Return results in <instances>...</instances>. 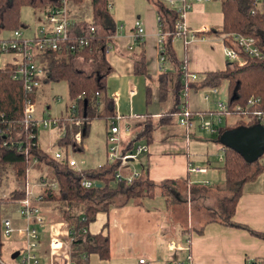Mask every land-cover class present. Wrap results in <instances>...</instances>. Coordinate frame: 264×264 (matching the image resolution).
Here are the masks:
<instances>
[{
	"label": "crops",
	"instance_id": "obj_1",
	"mask_svg": "<svg viewBox=\"0 0 264 264\" xmlns=\"http://www.w3.org/2000/svg\"><path fill=\"white\" fill-rule=\"evenodd\" d=\"M186 1L190 5V9L185 14L183 21L187 31L194 36L187 44L182 38L174 37L173 33L168 30L167 17H161V13L158 12L159 0H106V12L109 22L105 25L112 29V33L108 36L107 44L100 50L95 59L83 60L82 58L74 57L72 63L78 71H83L87 74L93 73L97 77L105 76V83L109 77L126 78L129 86L126 92L127 98L132 101L133 92L129 96L128 91L132 89L130 86L134 84L133 64L137 59V55L143 52L146 74L150 77L149 79L143 77L146 81L143 90V102L147 111L143 115L126 116L121 111L115 110V102L121 100L120 92L115 90L109 98L113 103L115 115L119 114L120 116H118L121 117L119 123V151L121 153H126V145L140 131L144 116H147L153 122V140L151 144L146 145L148 152L144 156L137 158L135 161H130L129 165H127L129 168L125 169V166L120 171L123 175H127L131 169L138 170L140 176H145L153 187H158L167 181H185L187 192L189 191L191 195V189L198 190L200 186L203 188L215 186L216 190H223L224 175L221 167L226 149L220 143L219 145L216 144V135L223 122L227 125L225 130H230L238 128L240 124L245 125L249 120L242 118L240 115L226 116L218 110V102H227L228 92L225 101L222 99L219 89H217L216 95H209V100L204 101L203 94L209 90L195 91L194 89H189L182 95L184 102H182L180 110L182 108L189 110L191 115H193L195 127L189 131L186 130L185 133L184 128L179 125L182 130L179 136H176L173 127L167 129L158 125L161 122L159 120L173 106L170 101L166 103L159 102L156 88L157 76L164 72L161 69V65L166 70L172 69L166 57L163 63L160 60L164 42L168 35L172 37L171 46H173L172 44L175 40L179 39L182 42L184 46L183 66L186 67L189 74L196 75L199 78L198 81L208 73L224 72L229 63L224 55V45L221 41L223 36L214 35V33L221 32L223 29V15L219 0ZM257 6L258 11L264 14V0H259ZM65 10L70 22V28L74 24L91 21L92 8L88 0H66ZM46 13L43 12V15ZM134 21H139L143 30L140 42H133L132 40V35L135 31L133 27ZM35 36L33 38L27 37L29 39L25 40L34 39L37 37ZM8 54L12 56V58L10 57L12 61L17 59L12 53ZM165 54L166 50L164 48ZM41 57L40 55L37 56L36 60L42 64L43 59ZM9 61L6 60L3 64ZM150 83L151 85H149ZM40 85L35 92L34 98L36 120L50 118L49 116H43L46 115L43 108H40V112L38 111ZM146 85L151 86L150 101L148 103L145 102ZM47 108L48 106H46V110ZM132 109L133 106L131 105ZM65 114L66 109L64 107L63 113L57 119H62ZM200 118L204 120L208 118L209 121L219 118L221 123L217 127L216 133L211 134L206 130L196 128V120L200 121ZM228 118H237V121L230 125ZM108 123L109 121L105 124L104 140L101 147L104 160L102 163H97L95 170H93L94 168L90 169L106 175L108 174V168L111 167L110 164L106 163L105 159V137ZM62 125L49 128V130H56L58 139L65 132ZM126 126L127 130L125 131L124 127ZM197 129L208 132L212 135L210 138H214L211 139L213 142L209 139H201L199 141L194 138L197 144L203 143L206 146L202 157H199L191 149V138L196 135ZM88 130L89 128H87ZM79 141L81 144L82 138ZM37 145L39 147L38 140ZM80 149L83 151L82 146ZM57 150L60 149L58 148ZM55 153L61 155L60 159L66 158L67 161L71 160L74 162L75 171L88 170L87 167L82 166L83 162L80 163L82 167H78V164L71 156H65V153L59 151ZM194 158L195 160H204L202 162L204 164H199L198 167L195 166ZM215 160L216 163H213ZM259 164L264 165V157L259 161ZM214 165H220V167L212 169ZM191 167L204 168L206 171L200 174L190 173L189 169ZM45 173V170L40 173L36 172L34 165L27 167L25 181L22 185V191L24 192L26 189L29 192L27 196L24 192L25 199L28 198L30 201H35L37 198H41L40 195L44 188L40 183L45 180L43 177ZM45 181L52 182L50 179ZM212 183L218 185H213ZM152 191L155 196L151 198L132 199L123 206H109L107 210L96 213L94 221L89 223L86 228V234L90 236L100 234L107 238L108 259L107 261H102L96 255H90L88 264H137L138 258H144L150 264H169L175 261H185L187 257L191 258L193 264H252L253 262L255 264H264V239L254 234L264 233V169L255 179L242 186V193L236 204L235 214L231 219V223L234 225H226L218 221L211 222L212 213H216L217 210L214 207L211 209L208 203L204 204V209L207 208L203 212V215L206 216L204 221L201 224L198 222L192 223L189 217L191 215L190 208L192 209L191 206L189 208L191 203L189 201L182 218L185 222L184 226L178 225V223L174 224L172 221L174 217L169 212L167 201H165L164 196L162 197L161 190L156 188L152 189ZM198 191L202 193L200 189ZM204 192L208 194L210 191L206 190ZM7 194L0 192V197L3 198ZM223 196H225L224 190ZM223 196L218 198V204ZM159 198L162 199V203L157 202ZM119 200L121 202L120 197ZM201 201H204V199H201ZM18 203L19 201L9 204L17 207L14 213L5 212V207L2 206L6 205H0V211H4L0 213V221L1 219H9L15 229H19V227L24 225L18 212ZM187 209L189 210L188 216ZM53 210V205L42 202L39 210L42 222L40 224H31L37 235L33 254L37 256L38 264H71L67 249L69 242L68 229L65 223L56 220L57 217L52 213ZM196 215L199 217L200 213H196ZM188 221L190 222L187 223ZM39 230L40 234L38 233ZM3 243H5L4 251L7 250L11 255L14 253L17 255L13 259L10 255L9 263H6L1 256L0 259L5 264H16L15 260H19L20 241L13 236L10 240ZM52 243H55L54 248H50ZM170 243H175L178 248L171 250L169 248ZM13 244L17 246V248H14L15 252L10 250V245L12 247ZM57 255L58 257H56ZM17 264H20V260Z\"/></svg>",
	"mask_w": 264,
	"mask_h": 264
},
{
	"label": "trees",
	"instance_id": "obj_2",
	"mask_svg": "<svg viewBox=\"0 0 264 264\" xmlns=\"http://www.w3.org/2000/svg\"><path fill=\"white\" fill-rule=\"evenodd\" d=\"M88 1L92 8L91 21L74 24L66 32L70 41L84 39L87 40L88 46L74 53L60 49L57 52L44 50L40 54L43 59L41 67L44 72V75L39 79L40 84L64 82L68 95L65 106L66 113L70 106L75 107L73 119L77 123H65L61 119L58 126L63 124L65 132L56 143L58 148L69 146L73 152H81L80 141L76 142L74 136L79 133V140L85 137L92 120H102L107 123L115 116L113 103L106 95V77H97L93 73L87 74L78 71L71 64L74 57L83 60L95 59L107 44L108 36L112 33V29L105 25L109 22L106 0ZM219 2L223 15V29L214 35L226 36L224 42L228 46H230L233 34L251 36L257 41L263 57L261 59L247 58L246 64L242 67L229 62L224 72L208 73L199 81L191 82L185 78L186 74L182 71L184 63L178 62L176 59L171 46L172 37L168 35L164 42L165 57L172 69L161 72L157 76L156 88L159 102L170 101L173 106L159 120L161 122L158 125L161 127L169 129L174 125V115L180 113V107L184 102L182 95L187 90L219 89L224 83H227L229 97L225 115H240L249 120L245 125L240 124L239 128H249L260 124L264 129V14L258 11V2L255 0H219ZM58 6H60V0H0V34L20 32L23 24L19 20V9L22 7L42 10L46 13L50 8ZM158 7L161 17L168 19V30L174 34L177 14L161 3ZM90 29L93 30V33L90 32ZM13 71L14 66L11 62L0 66V180L3 176L6 177V173L10 171L15 184V187L5 197H0V205H9L25 199V194L20 186L25 181V171L29 162L31 159H35L36 172L40 173L44 168L46 171L43 174L44 179H50L57 185L55 191H42L40 199L42 202L53 205L52 213L57 217L56 220L67 226L69 233L67 249L71 264H88L90 255H96L98 259L107 261V238L100 234L94 236L82 234V229H86L88 224L94 221L96 213L105 211L112 205L123 206L132 199L151 198L155 196L152 189L156 188L161 190L162 197L164 196L165 201H168L169 196L174 198L179 194L180 184L186 187V182L167 181L158 187H153L145 176H140L129 184L114 183L112 172L113 169L115 170L116 164L108 168L106 175L93 170L75 171L68 166L66 158L55 160L48 156L37 145L36 130H23L21 124L23 104L27 100L34 102L36 91L26 94L21 83L11 78ZM133 74L145 79L150 78L146 74L143 52L137 55L133 64ZM150 91L151 87L146 85V103L150 101ZM250 99L258 102L248 105ZM237 106L242 108V112L235 111ZM257 113H260L261 119H257ZM152 123L147 116H144L142 127L134 139L126 145V152L132 151L137 143L151 144L153 140ZM30 133L32 136L35 135L32 139L29 138ZM215 141L219 142V137H216ZM225 149L221 167L224 175L225 196L219 202L216 213H212L211 222L218 221L226 225H234L231 223V219L235 214L242 186L255 179L263 171L264 165H260L259 161L264 157V154L260 159L248 162L238 152L230 148ZM24 150H27L29 158L23 154ZM82 179L93 182V187L81 188L79 184ZM194 191V188L191 189V194ZM254 234L264 239V233Z\"/></svg>",
	"mask_w": 264,
	"mask_h": 264
},
{
	"label": "built area",
	"instance_id": "obj_3",
	"mask_svg": "<svg viewBox=\"0 0 264 264\" xmlns=\"http://www.w3.org/2000/svg\"><path fill=\"white\" fill-rule=\"evenodd\" d=\"M201 1V0H195ZM258 2L259 0H255ZM159 2L164 5L167 9L174 11L177 14L175 23H174V37H180L184 40L185 44L189 43L194 36L190 35L187 31L184 24L185 14L189 11L190 5L186 0H159ZM66 0H60V6L50 8L47 13L44 15L46 27H41L38 30V35L36 38L31 40H25L20 37V33L15 31L11 34L10 38L0 40V54L12 53L16 56L17 59H14L11 63L14 66V71L11 78L15 81L21 83L22 89L26 94H30L36 91L39 87V79L43 76L42 68L36 63L35 59L39 56L44 50H50L52 52H57L60 49L67 52H76L82 50L88 46L87 40L78 39V40H69L68 34L66 33L70 28V22L66 16L65 10ZM134 34L132 35L133 42H140L141 36L143 35V30L140 26L139 21H134ZM90 32L93 33V30L90 29ZM226 36L221 37V41L224 45V55L228 62L234 63L239 67H242L246 64L247 58L251 59H261L263 56L259 50V45L255 38L251 36H243L240 34L231 35L230 46L226 45L224 42ZM161 43V41H159ZM161 63L165 59L164 48L162 50V56L160 58ZM162 71L166 72L163 65H161ZM182 71L185 72V78L188 81L194 82L198 81V77L194 74H189L185 66L182 67ZM217 89H210L209 91L203 94V100L208 101L209 95H216ZM128 95H132V91H128ZM114 98V96H112ZM258 101L250 99L248 105H254ZM228 109L227 102H218V110L225 114L224 112ZM236 112H242V108L237 106L235 108ZM35 105L34 102L25 101L22 108V118L21 124L23 130H32L37 128L48 129L51 127L58 126L61 119L53 118L40 119L36 120L35 118ZM181 118L178 121V124L183 127L185 130L189 131L195 127L193 115L189 110L182 108L180 111ZM75 115V107L70 106L68 112L62 118L65 123H77L73 119ZM257 119H261L260 113L256 114ZM121 117L117 114L112 120L109 121L107 126V132L105 137L106 143V153L105 159L106 163L109 165L116 164L115 170L112 172V179L115 183H125L129 184L133 180L140 177V172L138 170L131 169L130 173L123 175L120 169H123L125 166L129 165L130 161H135L139 156L144 155L148 152L146 144L137 143L133 147V150L126 153H121L119 151L120 145V123ZM221 120L215 118L212 121L204 120L200 118V128L208 131L211 134L216 133L217 127L220 125ZM124 130H127V126L124 127ZM35 136V135H33ZM32 133L29 134V138L32 139ZM76 142L79 141L80 135L77 133L74 136ZM19 150V148H18ZM23 154L26 158H29L27 150L23 151ZM55 160H59L61 155L55 153L53 155ZM61 160V159H60ZM36 163L35 159H31L28 167H32ZM68 166L71 169L75 170L74 162L71 160L67 161ZM78 171V170H76ZM206 170L204 168H195L191 167L189 169L190 173H204ZM44 190L55 191L57 185L55 182L42 180L41 183ZM93 182L86 179L80 181L79 186L84 189H89L93 187ZM26 196L29 195L27 190H24ZM42 200L37 198L35 201H30L28 198L19 201V215L21 216L24 225L19 227V229L13 228L12 223L9 219H1V236L5 241L10 240L13 236L20 241L21 245L19 247L20 252L18 253L20 264H38V258L33 254L34 248L36 246V231L31 227V224H40L42 222V216L40 215ZM86 233V229H82V234ZM55 243L50 244V248H54ZM169 248L171 250H176L178 246L175 243H170ZM0 264H5L0 259ZM137 264H150L144 258H138ZM169 264H193L190 257H187L185 261H175Z\"/></svg>",
	"mask_w": 264,
	"mask_h": 264
},
{
	"label": "rangeland",
	"instance_id": "obj_4",
	"mask_svg": "<svg viewBox=\"0 0 264 264\" xmlns=\"http://www.w3.org/2000/svg\"><path fill=\"white\" fill-rule=\"evenodd\" d=\"M43 11H33L28 7H22L19 9V20L23 24V28L20 29V37L22 39H29L27 37L33 38L34 35L37 36V29L40 27H46L47 24L45 23V18L43 17ZM127 17V16H126ZM125 19V17H124ZM125 21V20H124ZM38 29V30H39ZM35 36V37H36ZM8 37H11V33L4 32L0 34V40L1 39H6ZM173 50L176 56V59L178 62H183V49L184 46L182 42L178 39L175 40L172 44ZM9 54H0V66L4 63L6 60L12 61L10 57L8 56ZM9 61V62H10ZM36 63L39 66H42V64L36 60ZM74 69H76V66L71 63ZM77 70V69H76ZM121 79V80H119ZM146 81L143 77L140 76H134V84L130 86L132 89L131 91L133 92V99L132 101L128 100L127 98V90L129 88L128 83L126 81V78L122 77H109L106 80V90H107V96L110 97L111 93L114 92L115 90L119 91L121 94V100H117L115 102V110L116 111H121L124 113L126 116H134V115H143L145 113L146 108L144 106L143 102V90H144V85ZM151 85V83L149 84ZM151 87V86H150ZM221 92V97L225 101L227 97V92H228V86L226 83H224L220 88ZM39 93L40 96L38 98V111L40 112V108H43V111L46 112V115H43L44 117H50V118H45L48 120H51L53 118H60V115L63 113L65 105H67L68 101V95H67V88L66 84L64 82H49L48 84H41L39 88ZM212 98V97H211ZM55 99V100H54ZM58 99V101H57ZM131 105L133 106V109L131 110ZM46 106H48L46 110ZM119 113V112H118ZM142 113V114H141ZM35 116L36 115V106H35ZM41 115V114H40ZM119 115V114H118ZM64 116V115H63ZM120 116V115H119ZM39 117V116H38ZM181 118V114H177L175 117V122L174 125L172 126L174 128V132L176 136H179L181 133L182 128L179 127L178 121ZM40 119V117H39ZM209 120L208 118H206ZM225 121V120H224ZM237 121V118L229 119L228 122L230 125H233ZM105 122L102 120H92L89 124L90 127L89 130L87 131V135L82 138L81 146L83 147V151L81 152H72L69 146L65 148H59L60 150H57L56 146V141L58 139V134L56 133L55 129H42L38 128L37 129V140L39 143V148L45 152L47 155L52 156L54 152H63L66 155L65 156H71L74 161L78 164V167H87L88 170L93 169L95 170L97 163L103 162L104 158L102 157V145H103V140H104V131H105ZM201 124L199 120H196V128H200ZM227 128V125L223 124L221 125V128L219 129L218 134L216 135L217 137L220 136V134L225 131ZM186 133V130L183 129ZM196 135H193L191 138V149L193 152H196L199 157H202L203 153H205L203 150L205 149V145L203 143H198L194 138H197L199 141L201 139H209L210 141L213 142L214 138H210V135L208 132L201 131L197 129ZM202 132V133H201ZM157 135V134H155ZM183 135V133H182ZM159 136V135H158ZM215 136V137H216ZM200 137V138H199ZM157 141V140H156ZM152 143V142H151ZM216 144L219 145L218 142ZM214 145V144H213ZM189 146V144H188ZM194 149V150H193ZM97 152V153H96ZM218 157V155H217ZM217 159V158H216ZM195 161V166L198 167L199 164L203 165L204 160L202 159H193ZM83 162V165L81 166L80 163ZM218 162V161H217ZM216 163V160L213 162ZM132 164V163H131ZM196 167V168H197ZM220 165H214L212 169L219 168ZM129 166H126L125 169H128ZM42 170H45L42 168ZM37 175V174H35ZM213 185H218L216 183H212ZM111 186L112 183H111ZM15 187V184L13 182V177L11 175V172L8 171L6 173V177L3 176V178L0 180V192L7 194L10 190H12ZM196 187V186H195ZM179 188V194L176 195V197L169 196L167 199V204L169 208V212L172 213L174 219H172L173 223L178 225H183L184 226V221L182 220L187 203L189 201V208L191 211V215L189 216L191 219L192 223H202L204 221V218L206 217L203 215L204 210V204H207L209 206L214 207L216 210L219 208L218 204V198L220 196H223V190H216L215 186H212L210 188H203L202 186L198 187V190L200 189L202 193L198 190H195L193 194L190 195V193L187 192V187L184 185L180 184ZM20 189L22 190V186H20ZM210 191L208 194L207 192L204 191ZM175 194V192H174ZM165 199V198H164ZM201 199H204V201H201ZM157 202L162 203V199L159 198ZM113 206V205H112ZM5 207V212H13L17 210V207L14 205H6L2 206ZM203 208V211H202ZM197 210V211H196ZM188 209H187V216H188ZM4 211H0V213H3ZM196 213H200V216L198 217ZM5 214V213H4ZM1 215V214H0ZM171 216V214L169 213ZM188 221L187 223H189ZM40 234V230L38 231ZM5 240L2 239L1 236V227H0V256L4 258V261L6 263H9L10 261V253L3 250V247L5 246L3 243ZM14 248H17L16 244L10 245V250L16 251ZM58 257V255L56 256ZM18 259L15 260V263H18Z\"/></svg>",
	"mask_w": 264,
	"mask_h": 264
},
{
	"label": "water",
	"instance_id": "obj_5",
	"mask_svg": "<svg viewBox=\"0 0 264 264\" xmlns=\"http://www.w3.org/2000/svg\"><path fill=\"white\" fill-rule=\"evenodd\" d=\"M218 143L238 152L246 161L252 162L264 154V129L260 124H256L249 128L225 130L220 134ZM16 255L12 254L11 258H15Z\"/></svg>",
	"mask_w": 264,
	"mask_h": 264
}]
</instances>
